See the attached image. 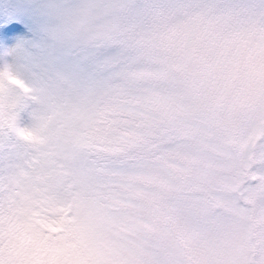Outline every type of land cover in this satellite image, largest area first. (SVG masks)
Listing matches in <instances>:
<instances>
[{
  "label": "clouds",
  "instance_id": "clouds-1",
  "mask_svg": "<svg viewBox=\"0 0 264 264\" xmlns=\"http://www.w3.org/2000/svg\"><path fill=\"white\" fill-rule=\"evenodd\" d=\"M255 4L34 0L32 37L0 50V80L9 89L0 99V137L69 170L85 160L108 165L84 193L97 204L124 185L133 192L166 187L161 199L137 200L150 227L138 225L135 238L150 242L151 264L162 252L175 264H197L191 247L206 240L221 254L209 253L211 260H245L250 235L264 232V207L253 199L249 218L217 219L190 196L201 189L207 196L201 177L211 173L213 149L264 142V11ZM85 60L87 76L76 71ZM162 126L196 129L207 143L170 142ZM15 207L4 210L5 250H22L19 258L30 264L36 250L15 231ZM38 221L49 222L35 217L36 234L63 246V233L41 230Z\"/></svg>",
  "mask_w": 264,
  "mask_h": 264
},
{
  "label": "snow or ice",
  "instance_id": "snow-or-ice-1",
  "mask_svg": "<svg viewBox=\"0 0 264 264\" xmlns=\"http://www.w3.org/2000/svg\"><path fill=\"white\" fill-rule=\"evenodd\" d=\"M254 6L264 11V0H256ZM32 27L33 21L25 14L14 19L0 16V50L15 48ZM199 142L207 143L203 138ZM208 155L223 172L218 181L210 183L207 196L203 189L191 194L199 207L217 219L229 214L249 218L252 208L246 201L253 199L264 207V142L255 145L250 141L242 150L216 148ZM108 167L85 160L77 169L69 170L49 156L29 154L0 137V264H23L19 256L5 250L4 210L9 202L16 205L15 231L27 239L36 234L35 217L45 215L49 222H41L51 228L71 218L84 193ZM157 264L163 261L157 258ZM245 264H264V232L250 235Z\"/></svg>",
  "mask_w": 264,
  "mask_h": 264
},
{
  "label": "rangeland",
  "instance_id": "rangeland-1",
  "mask_svg": "<svg viewBox=\"0 0 264 264\" xmlns=\"http://www.w3.org/2000/svg\"><path fill=\"white\" fill-rule=\"evenodd\" d=\"M34 0H0V16L14 19L17 14H25L33 20L31 4ZM33 27L29 29L28 36L20 38V44L29 40L33 35ZM19 44V45H20ZM76 71L87 76L92 69L89 64L82 61L76 66ZM9 82L21 89L26 85L19 79L9 76ZM16 80L19 83H13ZM9 92L7 85L0 80V99ZM161 136L173 143H180L184 138L186 146L196 147L201 145V134L193 128L161 127ZM183 141V142H184ZM191 142L189 144L188 142ZM215 149H213V152ZM223 172L222 166L213 163L211 173L201 177L203 184L218 181ZM168 189L161 186L160 192H150L147 189L132 191L126 185L121 186L119 194L109 203L97 204L87 197H84L75 208L73 216L67 218L64 223L51 228L38 221L43 229L49 232L63 233L61 237L64 244L61 247H53L47 244L46 240L40 238L38 234L28 237L25 240L27 246L35 248V254L30 264H151L146 259L149 241L138 242L135 238V229L138 225L150 227L142 219L144 209L137 203V200L144 199L151 201L161 199L163 193ZM114 208H121L124 215L113 216L111 211ZM199 210L195 207L189 210L193 217ZM67 216V213L65 214ZM166 216H161L160 220H166ZM191 239V237H189ZM16 256L22 255V250L13 249ZM212 255H221L211 240H206L199 245L191 247V254L199 257L197 264H245V260L234 261L231 259L211 260ZM159 258L163 264H175L171 259H167L162 252ZM23 264H29L26 259H22Z\"/></svg>",
  "mask_w": 264,
  "mask_h": 264
}]
</instances>
